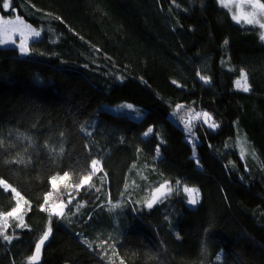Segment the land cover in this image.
Masks as SVG:
<instances>
[{
    "label": "trees",
    "instance_id": "16d2710c",
    "mask_svg": "<svg viewBox=\"0 0 264 264\" xmlns=\"http://www.w3.org/2000/svg\"><path fill=\"white\" fill-rule=\"evenodd\" d=\"M4 2L2 16L42 35L25 55L0 46V182L27 200L23 220L0 236V264H31L49 227L41 264H264L259 27L235 21L219 0ZM109 99L144 115L99 109ZM178 106L209 113L217 127L200 120L187 131ZM65 173L76 211L58 217L46 201ZM164 184L170 191L152 208L140 202ZM184 186L198 188L196 206ZM119 202L121 228L92 224ZM18 204L0 183V214Z\"/></svg>",
    "mask_w": 264,
    "mask_h": 264
},
{
    "label": "rangeland",
    "instance_id": "374dc122",
    "mask_svg": "<svg viewBox=\"0 0 264 264\" xmlns=\"http://www.w3.org/2000/svg\"><path fill=\"white\" fill-rule=\"evenodd\" d=\"M219 2L222 6L228 9V11L230 12L233 18L235 17L234 18L235 21L239 23L249 24L247 23V21L252 20L253 21L252 24L259 27L261 31V36H264V28L260 27V24H264V9H261L258 7V4H261L263 2H261L260 0H219ZM9 21H11V23H9ZM35 32H39L40 35L35 36L34 35ZM41 35H42V31L40 29L31 25L21 16L14 15L11 17H4L0 14V46H15L20 50L21 45H23L25 51L24 52L20 51V52L21 54L25 55L28 53L29 43L33 39L39 38ZM245 79H246L245 74L243 72L240 82L244 81ZM128 105H131L132 107L128 108L127 107ZM99 109L109 110L114 113L126 114L138 120L141 119L144 115V112L140 106L133 104L126 100H110L109 99L107 101H103L100 104ZM174 111L175 112L173 115H177V113H179V115L183 116L184 121H185L183 123V126L186 128L187 131L190 130L191 128L190 125L193 121L195 122V121L202 120L203 124H205L206 126H208V124L215 123L212 116H210V119L208 120L207 123H205V120L202 115L200 116V120H199L197 118L198 117L197 110L195 111L191 109L182 110L180 109V107H177L176 109H174ZM192 111L194 113H192ZM93 118H95L96 122L93 119V122L91 125H88V123L85 124V126L83 127V130L85 132L87 131L91 132L96 128L97 119L96 117H93ZM174 118L177 121V118L176 117ZM191 139H193V142L198 141V137L194 133L192 134ZM100 168H101V163L99 162L95 171L100 170ZM64 176L65 175H59V176L53 177L56 179V185L55 187H53V191L50 193V195L47 196V203H48V208L52 213L62 212V214H67L69 216H72L76 211L75 205L72 204L70 206L73 208L67 209V207H69L70 205L69 200H71V203H72V200L75 199L76 196H67V197L64 196L65 191L63 189L66 188V185L68 183V178H69L68 175H67V178H63ZM1 182L3 186L4 184H7L9 186L7 189H10V190L14 189L8 182L4 180H2ZM88 182L83 183V184L80 182L78 184V187L80 188L86 185ZM164 186L165 187L161 191H163V193L169 192L170 189L168 185L164 184ZM185 187L186 186L183 187V190ZM189 188L198 189L196 187H189ZM15 193H18V192L15 190ZM157 193L158 192L154 190L151 196H154ZM198 193H199V190H198ZM186 194L188 195V200H189L190 198L189 194L188 193ZM64 197L67 198V201L64 199ZM17 199L19 202V206L21 207V211L19 213H17L14 216H8L7 214H0V236L5 235L6 229L9 226V224L12 222V220L19 221V222L23 220V205H24V202L27 200L20 194L17 195ZM199 200H200V193H199ZM140 202L146 205L148 202V199H144V201L141 200ZM113 205H119V207H113ZM113 205L109 207L107 211L100 210L99 212L94 214L92 224L95 227L102 228V227H106L107 225H110L111 223L116 228H121L123 218H124L123 213H124L125 205L123 202H119L118 204H113ZM189 205L196 206L197 204L195 205L189 204Z\"/></svg>",
    "mask_w": 264,
    "mask_h": 264
},
{
    "label": "snow or ice",
    "instance_id": "6c2138e0",
    "mask_svg": "<svg viewBox=\"0 0 264 264\" xmlns=\"http://www.w3.org/2000/svg\"><path fill=\"white\" fill-rule=\"evenodd\" d=\"M2 7H3L4 10H8V9L11 7L10 0H5V2L3 3ZM258 7L261 8V9H264V3L258 4ZM13 11H15V9H13ZM234 18H235V17H234ZM9 23H11V21H9ZM247 23L252 24L253 21H252V20H248ZM260 27H261V28H264V24H260ZM34 35H35V36H39L40 33H39V32H35ZM261 39H264V36H261ZM20 51H21V52H24V51H25L23 45H21V47H20ZM237 83L239 84L240 81H237ZM243 90H244L245 92H247L249 89H248V87H245ZM127 107H128V108H131L132 106H131V105H128ZM178 107H179V106H178ZM198 115H200V114H198ZM202 116H203V118H204V120H205V123H207L208 120L210 119V114L207 113V112H204V113L202 114ZM208 127L212 128V129H215V128L217 127V125H216L215 123H211V124H208ZM152 131H153L152 128H149V129L147 130V132L145 133V135H148V133H151ZM61 151H63V149H61ZM98 163H99V162H98L97 160H95V159H93V160L91 161V169H92L93 171L96 170ZM63 178H67V173H65V176H64ZM63 178H62V179H63ZM89 180H91V176H84V177H83V180H82L81 183H82V184H83V183H86V182H88ZM0 183H2V182H0ZM51 183H52L53 187H55V185H56V179L53 178L52 181H51ZM4 187H5V189H7L9 186H8L7 184H4ZM164 187H165L164 185H161V186L158 187L155 191L159 193V192H161V190H162ZM12 191L15 192V189H12ZM97 191H99V189H97ZM184 191H185L186 193L189 194V197H190L189 200H188V203H189V204H191V205H195V204L198 203V200H199L198 189L185 187V188H184ZM15 194H16V195H19V193H15ZM49 195H50V194H49ZM155 199H156V197L153 196L152 201H149V202L147 203V207H148L149 209L153 207V201H155ZM46 202H47V201H46ZM69 203H71V200H69ZM113 207H119V205H113ZM20 211H21V207H20L19 204H18L17 207L14 208L12 211L8 212L7 215H8V216H14V215H16L17 213H19ZM55 214L59 217V216L62 215V212H56ZM20 226L22 227L23 225L21 224ZM51 231H52V230H51V228L49 227L48 230L44 232V234H43L42 238L39 240V242L36 244V246H35V255L31 256V258H30L32 261H35V260L37 259V257L39 256V254H40V252H41V246L44 245L45 242L49 239V235H50ZM4 239H6V240H10L11 237H7V236H5Z\"/></svg>",
    "mask_w": 264,
    "mask_h": 264
},
{
    "label": "water",
    "instance_id": "95a60500",
    "mask_svg": "<svg viewBox=\"0 0 264 264\" xmlns=\"http://www.w3.org/2000/svg\"><path fill=\"white\" fill-rule=\"evenodd\" d=\"M162 193H163L162 191L159 192L158 196L162 195ZM158 196H156V199L158 198ZM156 199H155V200H156ZM154 202H155V201H153V203H154ZM41 238H42V237H41ZM41 238H40V239H41ZM40 239H39V240H40ZM39 240L37 241V243L39 242ZM47 241H48V240H47ZM47 241L45 242L44 245L41 246V252H40L39 256L37 257V259H36L35 261H32V260H31V264H41V263H42V259H43V250H44V247H45ZM33 255H35V249H34V251H33L32 256H33Z\"/></svg>",
    "mask_w": 264,
    "mask_h": 264
},
{
    "label": "built area",
    "instance_id": "2783aa9c",
    "mask_svg": "<svg viewBox=\"0 0 264 264\" xmlns=\"http://www.w3.org/2000/svg\"><path fill=\"white\" fill-rule=\"evenodd\" d=\"M198 114H200V115H198ZM203 114V112L201 111V110H197V118L200 120V116Z\"/></svg>",
    "mask_w": 264,
    "mask_h": 264
}]
</instances>
